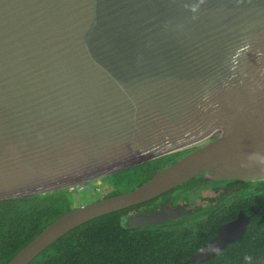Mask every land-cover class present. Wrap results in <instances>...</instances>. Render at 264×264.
I'll return each instance as SVG.
<instances>
[{"label":"water","instance_id":"obj_1","mask_svg":"<svg viewBox=\"0 0 264 264\" xmlns=\"http://www.w3.org/2000/svg\"><path fill=\"white\" fill-rule=\"evenodd\" d=\"M215 132L138 188L75 207L7 264L200 174L264 179V0H0V201L88 184ZM248 221L222 224L181 264L241 240Z\"/></svg>","mask_w":264,"mask_h":264},{"label":"trees","instance_id":"obj_2","mask_svg":"<svg viewBox=\"0 0 264 264\" xmlns=\"http://www.w3.org/2000/svg\"><path fill=\"white\" fill-rule=\"evenodd\" d=\"M220 132L187 148L140 163L130 168L109 174L95 181L93 194H99L104 185L109 191L102 196H93L92 202L132 191L159 171L164 170L197 147L214 140ZM241 183L238 180H209L200 174L175 189L155 198L174 197L193 204L201 199L205 207L188 219L172 220L169 223L151 226H129L130 211L137 206L95 217L72 229L29 264H181L218 234L219 227L237 218L240 211L251 216L242 241L229 243L211 259L188 264H251L264 256L261 240L254 239L256 227L263 226L256 217V185L264 199V179L246 183L245 204L239 197L224 202L225 189ZM90 187L89 184H87ZM70 189V188H69ZM68 188L52 192L0 201V264H7L20 250L37 237L55 220L77 207L74 191ZM213 190L215 197H203L202 192ZM262 210H264V202ZM254 207L255 209H251ZM253 232V233H252ZM255 252L256 249H259Z\"/></svg>","mask_w":264,"mask_h":264},{"label":"flooded vegetation","instance_id":"obj_3","mask_svg":"<svg viewBox=\"0 0 264 264\" xmlns=\"http://www.w3.org/2000/svg\"><path fill=\"white\" fill-rule=\"evenodd\" d=\"M238 181H241V183L235 184L236 185L235 190L233 189L234 188L233 186L230 190H228L229 186L226 187V189L224 190L225 195H224L223 199H224V202L230 203L235 198L239 197V204L243 206L245 204V197H244L245 192L241 189H245L246 183L249 181H252V180H249V181L238 180ZM254 181L257 182L258 180H254ZM259 191H260V189L256 185V217L258 214L261 213L260 214L261 217L259 219V222H260V220L264 214V210H263V212H261L262 206H263L261 201L264 202V199H262V197L260 196ZM207 192L209 194H206ZM202 196L203 197H215V196H217V193H215V191H213V190H206V191L202 192ZM153 200L147 201L146 204L144 203V205L142 204V206H138L134 210L130 211L129 218L127 219V222L129 221V219H131L133 217H139L143 221V224H139V225H133L132 224L129 226H151V225L163 224L166 222L169 223L172 220H182L183 221L184 219H188L189 217L196 215L197 213L200 212V209L205 207V204H204L205 201H203L201 199L197 200L195 203L190 204V205L187 204V200H185V199H182L178 202H175V199L172 196L167 197V198H163V199H158L155 203L152 202ZM251 209H255V208L251 207ZM241 212H243L246 215V213L244 211H240L239 214ZM247 216L249 217V221L247 223V226H248V224L251 220V216H249V215H247ZM172 217H173V219H170ZM231 221H233V220H231ZM246 229H247V227H246ZM253 232H255L254 239L257 238L258 240H261L262 247H264V225L261 227L260 226L256 227V231L253 230ZM245 233H246V231L244 232L243 237H244ZM243 237L241 240H235L233 242H236V241L240 242L243 240ZM233 242H231V243H233ZM257 250H260V248L256 249L255 252Z\"/></svg>","mask_w":264,"mask_h":264},{"label":"rangeland","instance_id":"obj_4","mask_svg":"<svg viewBox=\"0 0 264 264\" xmlns=\"http://www.w3.org/2000/svg\"><path fill=\"white\" fill-rule=\"evenodd\" d=\"M97 180V179H96ZM96 180H91L88 182V184L90 185V187H88L87 184H83L81 186H76L74 190L75 193H73V200L74 203H76L77 206H80L82 204H86L89 202H92V198L93 196H102L104 194H106L109 191V187L107 185H104L103 187L100 188L99 194H93V192L91 190H89L90 188L94 189L95 188V181ZM206 194H209L208 192Z\"/></svg>","mask_w":264,"mask_h":264},{"label":"built area","instance_id":"obj_5","mask_svg":"<svg viewBox=\"0 0 264 264\" xmlns=\"http://www.w3.org/2000/svg\"><path fill=\"white\" fill-rule=\"evenodd\" d=\"M80 186H81V185H80ZM70 189H71V190H74V189H75V187H71Z\"/></svg>","mask_w":264,"mask_h":264}]
</instances>
